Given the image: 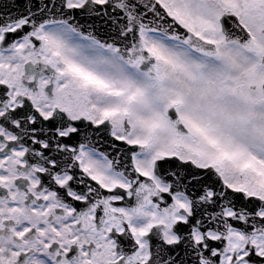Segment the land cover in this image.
Wrapping results in <instances>:
<instances>
[{
  "label": "snow or ice",
  "instance_id": "obj_1",
  "mask_svg": "<svg viewBox=\"0 0 264 264\" xmlns=\"http://www.w3.org/2000/svg\"><path fill=\"white\" fill-rule=\"evenodd\" d=\"M0 264H264V0H0Z\"/></svg>",
  "mask_w": 264,
  "mask_h": 264
}]
</instances>
